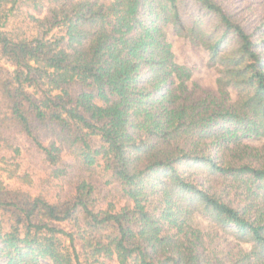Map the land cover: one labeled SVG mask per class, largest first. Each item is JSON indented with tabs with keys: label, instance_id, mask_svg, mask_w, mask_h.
<instances>
[{
	"label": "trees",
	"instance_id": "1",
	"mask_svg": "<svg viewBox=\"0 0 264 264\" xmlns=\"http://www.w3.org/2000/svg\"><path fill=\"white\" fill-rule=\"evenodd\" d=\"M22 4L57 6L64 45L7 29ZM0 55V264H264V0H0ZM11 130L64 191L4 183Z\"/></svg>",
	"mask_w": 264,
	"mask_h": 264
},
{
	"label": "rangeland",
	"instance_id": "2",
	"mask_svg": "<svg viewBox=\"0 0 264 264\" xmlns=\"http://www.w3.org/2000/svg\"><path fill=\"white\" fill-rule=\"evenodd\" d=\"M9 9L10 5L6 6ZM57 6L44 5L40 10H34L32 6L22 4L11 9L8 14L7 29L13 34L39 38L48 45L61 47L64 43L59 39L62 35L61 24L55 19ZM167 41L171 45L174 60L191 68L189 83L195 82L204 89L216 90L217 77L216 68L208 66V52L200 46L192 45L188 39L176 35L170 26L165 27ZM0 65L11 69L10 64L0 55ZM232 99L236 98L234 90H230ZM9 138L14 148L18 149L16 162L13 165L3 166L1 177L4 183L10 186H17L30 191L31 193L47 192L51 197L61 193L67 188L64 177L67 175H54L51 180L44 181L52 169L42 161V154L39 153L21 134L15 130L9 131ZM48 140L44 135L41 136ZM245 143L254 147H260L263 140L245 139ZM64 154V150H63ZM2 166V162H0ZM195 222L201 227H207V221L198 216L194 217ZM226 247L234 246V242H224ZM246 247V245H245Z\"/></svg>",
	"mask_w": 264,
	"mask_h": 264
}]
</instances>
